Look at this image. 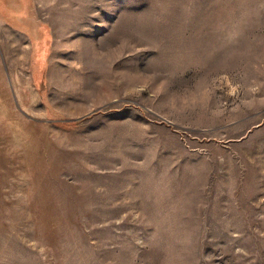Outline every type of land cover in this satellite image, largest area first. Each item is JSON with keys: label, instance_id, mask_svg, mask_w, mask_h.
Listing matches in <instances>:
<instances>
[{"label": "rangeland", "instance_id": "obj_1", "mask_svg": "<svg viewBox=\"0 0 264 264\" xmlns=\"http://www.w3.org/2000/svg\"><path fill=\"white\" fill-rule=\"evenodd\" d=\"M0 264H264V0H0Z\"/></svg>", "mask_w": 264, "mask_h": 264}]
</instances>
